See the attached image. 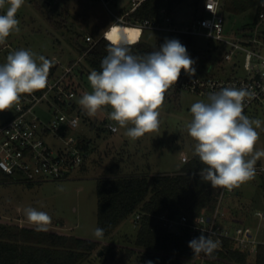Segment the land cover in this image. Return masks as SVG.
Instances as JSON below:
<instances>
[{"label": "rangeland", "instance_id": "1", "mask_svg": "<svg viewBox=\"0 0 264 264\" xmlns=\"http://www.w3.org/2000/svg\"><path fill=\"white\" fill-rule=\"evenodd\" d=\"M32 1L24 0L23 6L16 14V18L20 21V32L11 34L6 43L0 45V65L6 62L9 53L20 49H28L37 55H43L45 58L53 60L55 64H59L60 68L57 73L60 74L68 68L71 62H77L81 57L76 46V40L86 46V36L97 39L114 22L109 12L97 1L58 0L50 10L47 8L42 11L38 10V5H36V8ZM191 2L192 0H187L177 8L173 15L176 23L182 25L191 23L195 14V7L191 6ZM121 4L123 5L125 2H121ZM202 4L203 0H199L198 8H200V11H202ZM118 7L111 6V10L118 11ZM6 8L7 6L5 9H0V14H5ZM50 11H52L51 14L48 13ZM61 13L64 15L67 13L68 16L64 18ZM52 14H56V16L53 17ZM254 16L255 9H249L240 14L224 13L225 35L232 37L243 28H253ZM56 18L62 21H58ZM49 19H55L60 24L63 23L65 27L57 29ZM125 28L140 33L139 29ZM259 30L264 33V25L260 26ZM164 36V33L161 32L144 30L140 40L142 43L154 46L157 41L165 38ZM208 45L207 57L205 55L202 57L199 51L206 50ZM214 45L205 38L197 37L196 54L191 53L189 49L187 51L190 57L194 59L195 64L201 63L209 55L212 58L216 57V54L212 51ZM208 63L199 64L203 67H197V70L207 71L210 65ZM89 74L85 71L81 79L80 74L76 71L72 74L73 82L77 87V93L72 102L76 106L75 114L80 115L81 121L77 131L71 135L73 137H84L90 141L91 147L85 165L86 172H74L66 180L45 182L40 185L35 184L33 187H27L26 184L28 183L16 180L13 183H0L1 222L33 227L28 223L23 211L31 206L51 216L50 231L94 239L97 221L96 184L97 179L102 176V172L108 163L112 160H118L124 175L137 174L139 171L144 170L149 172V177H151L158 171L172 170L177 163L183 166L182 156H185L187 161L191 157L189 154L194 149L196 141L188 135L186 129V125L192 119L190 107L194 102H206L207 99L188 92L177 94L169 91L159 108V131L146 133L137 140H131L124 135L125 129L119 128L117 134L110 136L99 125H96L97 131L92 132L89 129L90 123L95 125L94 122H91L95 119L98 122L103 118L109 120L107 111H110V109L99 112L95 117H89L78 104V100L84 92L92 91L88 81ZM12 115L13 108L0 112V125L10 119ZM83 115L90 119H87V121ZM246 116L264 122V106H254ZM257 131L259 139L255 148L256 150H264V124ZM50 145L54 148L58 146L56 142H52ZM181 152L183 153L180 155ZM106 154L108 155L106 156ZM262 187H264V157L256 163L255 178L238 187V204L241 203L239 207L242 210H239V216L233 219L234 222L243 223L255 229L259 228V221L254 218L253 213L255 211L264 212ZM234 197L227 198L226 201L228 202ZM235 202L234 205L237 204ZM135 228L130 219L126 220L115 231L114 238L117 239L123 234L134 237ZM259 232L264 233V228ZM249 264H253V262L249 261Z\"/></svg>", "mask_w": 264, "mask_h": 264}, {"label": "trees", "instance_id": "2", "mask_svg": "<svg viewBox=\"0 0 264 264\" xmlns=\"http://www.w3.org/2000/svg\"><path fill=\"white\" fill-rule=\"evenodd\" d=\"M185 1L187 0H144L129 15V19L138 22L158 20L159 9L165 7L173 22L181 26L182 24L174 21L173 15ZM220 2L222 15L224 13L240 14L249 9H255L253 25L257 22L259 0H220ZM32 3L35 7L38 5L36 8L42 11L47 8L50 10L56 2L53 0H33ZM198 5L199 0H192L191 6L195 7V19L200 18L203 14V4L202 11ZM130 6V3L125 4L119 13L127 12ZM48 13L51 14L52 11ZM61 14L64 18L68 16L67 13ZM52 16L54 17L56 14H52ZM49 20L57 29L65 27L63 23L58 22L61 20L59 18L58 21ZM246 29L243 28L240 32ZM102 35L95 39L97 42L92 47L85 40L88 52L75 68L76 73L80 74V79L85 71L91 73L92 70H100V63L106 55L107 47V42L102 38ZM164 35L165 38L157 41L154 46L139 40L132 48L133 53L145 54L158 50L164 43L163 40L175 38L186 46L187 50L189 49L191 53L196 54L197 37L172 33ZM208 42L215 44L212 51L216 57L212 58L209 55L201 63L194 64L195 69L203 67L199 64L209 62L208 65H211L216 60L212 71L208 72L209 65L207 71L203 72L204 74L234 76L233 67L223 64L218 58L221 46L211 40ZM78 43L76 40V46L80 56H82L87 49L83 50L81 48L83 45H78ZM207 50H209V45L206 50H200L199 54L202 57L203 55L207 57ZM74 63L71 62L69 66ZM59 66V64L54 63L53 67L50 68L49 75L51 77L57 76ZM64 89L73 91L76 95L77 87L73 82L72 74L64 83ZM44 90L46 88L36 91V93H41ZM168 93L169 91L165 93V97ZM66 113L74 114L71 108L67 109ZM86 147L85 150L88 151ZM202 167L204 166L200 163L199 158L193 154L178 171L172 174L148 177L145 175H123L119 161L112 160L103 170L102 176L97 179L96 184V228L99 227L104 230L102 239L96 237L90 239L50 230L37 232L34 227L0 221V264H93L94 262L95 264H147L148 261H151L152 264H182L183 259L194 258L193 251L188 246L189 241H191L189 233L186 229L181 230L180 234L167 230L164 227V219L172 220L184 216L189 224H194L201 215H210L214 211L221 188H212L210 183L201 180L199 172ZM15 180L21 181V179H15L0 169V183H13ZM26 185L33 187L35 184L28 183ZM261 193L262 199H264V187L261 188ZM238 197L239 195L224 204L227 210L226 220L228 224H232V220L239 216V210H242L239 207L241 203L238 204ZM234 202L237 204L234 205ZM136 217L139 219L137 220ZM129 219L136 227L135 236L123 234L117 239L114 238L115 231ZM200 235H196L195 238ZM207 256L212 262L211 264H249V261L253 264H264V246L258 247L257 254L253 259L245 253L233 249L227 242L221 249H216Z\"/></svg>", "mask_w": 264, "mask_h": 264}, {"label": "clouds", "instance_id": "3", "mask_svg": "<svg viewBox=\"0 0 264 264\" xmlns=\"http://www.w3.org/2000/svg\"><path fill=\"white\" fill-rule=\"evenodd\" d=\"M23 4L24 0H0V9L7 6L5 14H0V45L20 32L16 14ZM139 35V31L123 27L120 19L103 31L106 55L100 70H92L88 76L92 91L84 92L78 100L89 117L110 109L107 118L125 129L124 135L131 140L159 131V108L165 93L178 81L182 70L190 75L196 71L186 46L175 38H166L158 50L134 54L132 48ZM53 64V60L28 49L9 53L0 65V112L11 110L22 95L45 89ZM253 95L245 87H224L210 93L206 102L197 101L190 107L192 119L186 129L196 141L194 155L204 166L199 176L212 188L231 191L255 178L256 163L264 157V150L255 148L257 129L264 122L243 114L245 102ZM23 211L35 231L49 230L52 220L48 213L31 206ZM103 235L102 228L94 230L97 239ZM218 244L211 235L202 233L188 246L195 257L211 255Z\"/></svg>", "mask_w": 264, "mask_h": 264}, {"label": "built area", "instance_id": "4", "mask_svg": "<svg viewBox=\"0 0 264 264\" xmlns=\"http://www.w3.org/2000/svg\"><path fill=\"white\" fill-rule=\"evenodd\" d=\"M89 1L99 2L109 12L114 22L120 19L122 26L139 29L138 41L144 30H153L164 34L205 38L221 46L218 58L223 64L233 67L234 76H213L198 70L194 75L181 72L178 81L168 91L188 92L207 99L210 93L218 92L224 87H245L254 95L245 102L243 114L254 106H264V33L259 30L260 26L264 25V0H259L257 22L254 27L232 37L225 35L220 0H204L202 16L193 18L189 25L181 26L173 22L165 7L159 9L158 20L142 22L130 20L129 15L144 0H129L131 6L123 14H120L119 10H111V6L114 8L117 6L118 0ZM85 40L90 47L97 42L90 36ZM87 52L88 49L77 62L64 69L62 74L55 77L49 75L46 90L22 95L20 102L13 107L12 117L0 125V169L4 173L25 183L40 185L70 178L87 160L85 141L71 135V132L79 128L80 118L66 113L75 98V93L64 89L68 76L74 73ZM45 104L48 106L47 119L38 114L39 107ZM104 129L112 134L118 133V126L111 121L104 124ZM48 139H53L58 146L56 148L51 146ZM181 162H187V158L182 156ZM237 195L238 188L231 191L221 188L217 205L210 215H201L194 224H189L184 216L172 220L164 219V227L176 234L186 229L190 240L202 233L205 236L211 235L213 240L219 241L216 249H221L227 242L233 249L253 259L258 247L264 246V233L259 232L264 228V212L253 213L254 218L259 221L258 229L236 223L234 220L232 224H228L224 204L227 198ZM211 263L208 256L203 253L182 261V264Z\"/></svg>", "mask_w": 264, "mask_h": 264}, {"label": "crops", "instance_id": "5", "mask_svg": "<svg viewBox=\"0 0 264 264\" xmlns=\"http://www.w3.org/2000/svg\"><path fill=\"white\" fill-rule=\"evenodd\" d=\"M121 2H125V4L126 3H128V0H118V4H117V7H118V10H120L121 8H122V6H124L125 4H121ZM87 37V36H86ZM80 43H78V45H79ZM182 73H184V71H182ZM59 74V73H58ZM57 74V75H58ZM74 106V107H73ZM73 107V108H72ZM70 108L71 109H73V112H74V115H77L79 118H80V121H81V117H80V115L79 114H75V109H76V106L74 105V103L72 102L71 103V106H70ZM252 109H250L245 115H247L250 111H251ZM255 111L257 112V110L255 109ZM38 114L43 118V119H47L48 118V116H49V114H48V106L45 104V105H42V107L41 108H39L38 109ZM84 118H86V120L88 119H90L89 117H87L86 115L84 116ZM106 119V118H105ZM104 118L103 119H101L99 122H98V120L97 119H95L94 121H91V122H94L95 123V125H93V124H91L90 122V126H89V129L92 131V132H94V131H97L96 129H97V126L96 125H99L100 126V128L101 127H103L104 128V124L106 123V122H108V121H110V120H105ZM87 120V121H88ZM7 121V120H6ZM5 121V122H6ZM111 122H113V121H111ZM114 124H116L115 122H113ZM105 130V129H104ZM118 130H119V127H118ZM106 131V130H105ZM106 132H108V131H106ZM119 132V131H118ZM72 133H75V132H71V134ZM108 134L110 135V136H114L115 134H112V133H110V132H108ZM82 140H84L85 141V146H87L86 148H87V152L89 153V151H90V147H91V145H90V141L89 140H86L84 137H80ZM51 141V142H50ZM55 143V141L53 140V139H48V143ZM119 144V143H118ZM194 150V149H193ZM192 150V151H193ZM190 152V156H192L193 154H194V151L193 152ZM183 152H181L180 153V155L182 154ZM108 154H106V156H107ZM86 162L87 161H85L84 163H83V165L79 168V169H77L76 171H75V173H80V172H86V167H85V165H86ZM181 166L182 165H180V163H177V165L172 169V170H168V171H162V172H157L156 174H154V175H152V176H155V175H159V174H172V173H174V172H176V171H178L180 168H181ZM121 168V167H120ZM121 173H122V171H121ZM124 175V174H123ZM125 175H127V174H125ZM130 175V174H129ZM131 175H145V176H148L149 177V172H145L144 170L143 171H139L137 174H131ZM151 176V177H152Z\"/></svg>", "mask_w": 264, "mask_h": 264}, {"label": "water", "instance_id": "6", "mask_svg": "<svg viewBox=\"0 0 264 264\" xmlns=\"http://www.w3.org/2000/svg\"><path fill=\"white\" fill-rule=\"evenodd\" d=\"M79 45H80V44H79ZM81 48H82L83 50H86V49H87V47H86V46H81ZM214 64H215V61H213V62H212V64L210 65V67H209V71H211V70H212V68H213Z\"/></svg>", "mask_w": 264, "mask_h": 264}, {"label": "bare ground", "instance_id": "7", "mask_svg": "<svg viewBox=\"0 0 264 264\" xmlns=\"http://www.w3.org/2000/svg\"><path fill=\"white\" fill-rule=\"evenodd\" d=\"M126 27V26H125ZM132 28V27H131Z\"/></svg>", "mask_w": 264, "mask_h": 264}]
</instances>
